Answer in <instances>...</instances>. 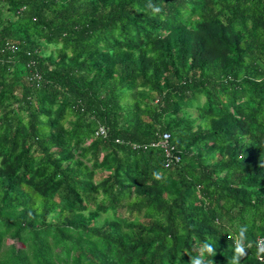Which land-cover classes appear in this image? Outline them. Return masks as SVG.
<instances>
[{
	"label": "trees",
	"instance_id": "16d2710c",
	"mask_svg": "<svg viewBox=\"0 0 264 264\" xmlns=\"http://www.w3.org/2000/svg\"><path fill=\"white\" fill-rule=\"evenodd\" d=\"M241 225L261 264L264 0H0V264H230Z\"/></svg>",
	"mask_w": 264,
	"mask_h": 264
},
{
	"label": "clouds",
	"instance_id": "9594fccd",
	"mask_svg": "<svg viewBox=\"0 0 264 264\" xmlns=\"http://www.w3.org/2000/svg\"><path fill=\"white\" fill-rule=\"evenodd\" d=\"M149 7L152 8L154 15L161 11L159 7L153 5H149ZM153 177L156 180H161L164 178V174L160 171H155L153 172ZM248 227L249 225H241L238 227L237 233L234 236L233 257L230 264H240V259L246 255L245 241L247 239ZM256 247V258L261 261V264H264V240L257 241ZM197 253L195 257H189V264H204L205 255L207 254L213 257L215 255V248L210 243L205 242L197 249Z\"/></svg>",
	"mask_w": 264,
	"mask_h": 264
},
{
	"label": "built area",
	"instance_id": "2783aa9c",
	"mask_svg": "<svg viewBox=\"0 0 264 264\" xmlns=\"http://www.w3.org/2000/svg\"><path fill=\"white\" fill-rule=\"evenodd\" d=\"M32 77L38 80L37 74L33 73ZM95 136L103 137L105 135V128L103 126H98L94 132ZM151 146H158L163 153V167L168 168L171 164L177 163L179 161V156L173 150V146L168 144V135L162 133L158 137V141L151 144ZM259 240H263L261 237L256 239V243Z\"/></svg>",
	"mask_w": 264,
	"mask_h": 264
},
{
	"label": "rangeland",
	"instance_id": "374dc122",
	"mask_svg": "<svg viewBox=\"0 0 264 264\" xmlns=\"http://www.w3.org/2000/svg\"><path fill=\"white\" fill-rule=\"evenodd\" d=\"M51 51H52L51 48H49V49H46V50H45V53L48 54V53L51 52ZM201 101H202V99L200 98V99L198 100V103L200 104ZM189 111L192 113L193 116L197 117V112H196L194 109H189ZM98 177H99V174L96 173V174L94 175V177H93V180H97ZM11 243H15L14 240H11V241H5L4 245L7 246V245H9V244H11ZM15 245H18V244L15 243Z\"/></svg>",
	"mask_w": 264,
	"mask_h": 264
}]
</instances>
